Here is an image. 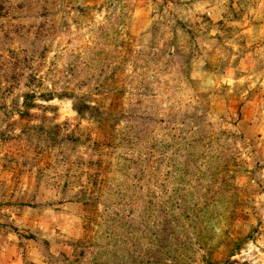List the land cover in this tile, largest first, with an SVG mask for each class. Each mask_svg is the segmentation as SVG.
Listing matches in <instances>:
<instances>
[{"label": "rangeland", "instance_id": "374dc122", "mask_svg": "<svg viewBox=\"0 0 264 264\" xmlns=\"http://www.w3.org/2000/svg\"><path fill=\"white\" fill-rule=\"evenodd\" d=\"M0 264H264V0H0Z\"/></svg>", "mask_w": 264, "mask_h": 264}]
</instances>
